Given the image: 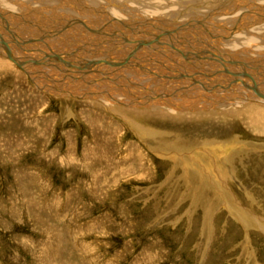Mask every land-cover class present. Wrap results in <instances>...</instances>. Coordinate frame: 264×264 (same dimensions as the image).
<instances>
[{
  "label": "rangeland",
  "instance_id": "374dc122",
  "mask_svg": "<svg viewBox=\"0 0 264 264\" xmlns=\"http://www.w3.org/2000/svg\"><path fill=\"white\" fill-rule=\"evenodd\" d=\"M12 68L0 69V264H264L263 130L218 110L110 113Z\"/></svg>",
  "mask_w": 264,
  "mask_h": 264
},
{
  "label": "bare ground",
  "instance_id": "6f19581e",
  "mask_svg": "<svg viewBox=\"0 0 264 264\" xmlns=\"http://www.w3.org/2000/svg\"><path fill=\"white\" fill-rule=\"evenodd\" d=\"M263 17L264 0H0V69L110 113L218 110L264 132Z\"/></svg>",
  "mask_w": 264,
  "mask_h": 264
}]
</instances>
